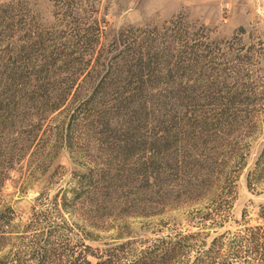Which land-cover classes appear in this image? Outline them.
Listing matches in <instances>:
<instances>
[{
  "label": "rangeland",
  "instance_id": "1",
  "mask_svg": "<svg viewBox=\"0 0 264 264\" xmlns=\"http://www.w3.org/2000/svg\"><path fill=\"white\" fill-rule=\"evenodd\" d=\"M13 67L50 100L0 129V264L120 263L157 238L183 264L248 256L264 0H0V76ZM231 107L250 118L214 121Z\"/></svg>",
  "mask_w": 264,
  "mask_h": 264
},
{
  "label": "trees",
  "instance_id": "2",
  "mask_svg": "<svg viewBox=\"0 0 264 264\" xmlns=\"http://www.w3.org/2000/svg\"><path fill=\"white\" fill-rule=\"evenodd\" d=\"M13 55L11 58L18 56V52L15 47H13ZM31 88V89H30ZM35 86H32L30 81H26V77L22 75V68L17 67L16 69L11 68L0 76V129L2 128L3 134L6 133L8 136L12 131L11 126H15L16 115L19 111L23 110L26 104L30 101L32 102L33 98L39 102L40 107L45 108V105L48 104L50 98L47 95H39L40 98L34 97L36 89ZM32 94V97H31ZM68 95V91L65 93V96ZM65 98V97H64ZM64 99H58L50 106V111H54L61 107ZM244 113V114H243ZM250 118V114H246L244 111L238 109L225 108L216 113L214 121L216 123H226L230 125H236L240 122H243L244 119ZM8 122H11L10 124ZM8 145H6L7 147ZM3 143L0 141V156H4V151L6 148ZM8 147L6 148V150ZM8 154V153H6ZM245 166V165H244ZM243 167V164L240 165V168ZM245 176V187L248 191L255 192L257 188L264 185V147L257 153L255 160L253 161L252 167L246 172ZM222 176V175H220ZM236 177V176H234ZM222 179V177H220ZM210 176L201 178L200 181H211ZM220 179V180H221ZM230 192V198L226 199L227 203V213L231 209V205L234 199L233 191ZM242 216H245V212ZM220 214L222 212L216 213V216H219L218 224H222L224 217ZM211 213L204 214L200 217L202 220L211 219ZM256 218L264 222V204L259 205ZM239 238L249 239L251 245L247 246V251L245 250L247 257L253 255V259H248L246 256L243 260L240 261V264H264V225H256L251 228L244 227L243 230L239 231ZM222 235V234H221ZM171 241H166L163 238L156 239L152 245L147 246L142 249L136 257H131L125 261L114 262L111 258L99 261L96 264H183V261L175 260L177 257L178 249L176 245L172 247H167ZM176 244V243H174ZM238 247H241L240 244H220L217 248V252H224L221 255L219 262L215 261V256H210L204 258L197 257L196 260L190 264H232V261L239 257ZM213 249L211 248V251ZM208 258V259H207ZM175 261V262H174ZM185 263V262H184Z\"/></svg>",
  "mask_w": 264,
  "mask_h": 264
}]
</instances>
